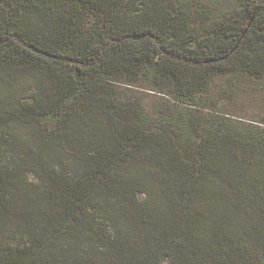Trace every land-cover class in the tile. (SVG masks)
Returning a JSON list of instances; mask_svg holds the SVG:
<instances>
[{
    "label": "trees",
    "instance_id": "16d2710c",
    "mask_svg": "<svg viewBox=\"0 0 264 264\" xmlns=\"http://www.w3.org/2000/svg\"><path fill=\"white\" fill-rule=\"evenodd\" d=\"M226 1L0 0V264H264V127L216 98L264 0Z\"/></svg>",
    "mask_w": 264,
    "mask_h": 264
},
{
    "label": "rangeland",
    "instance_id": "374dc122",
    "mask_svg": "<svg viewBox=\"0 0 264 264\" xmlns=\"http://www.w3.org/2000/svg\"><path fill=\"white\" fill-rule=\"evenodd\" d=\"M230 2L231 0L221 2L217 9L220 11L229 9L231 7ZM113 80L120 87H128L140 94L152 96L151 98L148 97L150 102H153V98L156 97L153 96L154 94L162 95L157 93L156 88L146 79L129 78L128 81L121 77L113 78ZM224 91V95L216 98L220 101V112L233 126L241 128L251 124L264 127V85L253 83L249 78H229L224 83ZM164 97L168 98L167 96ZM204 105L207 107L209 102H204Z\"/></svg>",
    "mask_w": 264,
    "mask_h": 264
}]
</instances>
